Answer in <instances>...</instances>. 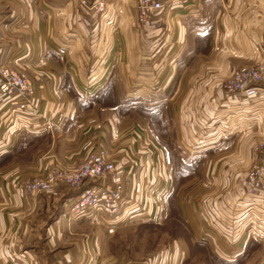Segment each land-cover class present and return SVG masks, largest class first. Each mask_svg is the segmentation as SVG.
<instances>
[{
  "label": "crops",
  "instance_id": "0c3cea01",
  "mask_svg": "<svg viewBox=\"0 0 264 264\" xmlns=\"http://www.w3.org/2000/svg\"><path fill=\"white\" fill-rule=\"evenodd\" d=\"M134 14L135 0H107L99 15L78 0H0V64L32 83L37 110L12 113L0 97V264H139L95 258L99 224L66 217L61 206L79 190L30 198L13 191L9 178L41 174L53 164L73 167L101 146L124 180L136 170L130 201L155 200L161 191L164 204L172 187L162 190L164 182L154 180V168L160 163L164 173L165 165L156 123L148 113L131 114L99 98L115 90V99H122L124 91H148L157 82L161 93L150 104L140 101L147 97L132 98L166 119L183 155L200 161L199 174H191L195 163L183 165L179 183L178 203L192 231H202L218 251L220 231L228 234V247L240 250L250 239L264 240V193H243L244 176L264 143V91L248 100L222 88L240 66L260 60L264 0H168L140 32L133 28ZM259 85L264 89V75ZM104 108L117 117L93 114ZM147 177L159 185L144 194ZM50 205L42 221V207ZM171 247V253L149 256L151 264H179L182 251Z\"/></svg>",
  "mask_w": 264,
  "mask_h": 264
},
{
  "label": "built area",
  "instance_id": "2783aa9c",
  "mask_svg": "<svg viewBox=\"0 0 264 264\" xmlns=\"http://www.w3.org/2000/svg\"><path fill=\"white\" fill-rule=\"evenodd\" d=\"M78 2L87 7L92 15L102 14L107 4V0H92L89 3L87 0H78ZM167 3L168 0H135L134 30L140 32L150 27L166 9ZM258 50L260 52L258 63L240 66L224 80L222 88L227 95H238L251 100L259 97L264 91L259 85L264 75V42ZM0 97L10 103L12 113L16 111L15 109L20 112L28 110L32 115L37 112L32 83L20 71L2 64H0ZM159 170L162 171L160 163ZM132 176L130 169L126 178ZM85 181L93 183L83 188L74 199L69 200L64 206V214L66 217L87 218L92 222L100 223L106 227L108 233H111L114 225L121 220L120 218L126 214L129 215L128 210L125 212V209L134 201H130L131 187L120 175V170L109 158L107 150L101 146L90 148L83 160L73 167L53 164L41 174L26 177L16 174L9 178V185L13 191L33 198L56 189H77ZM151 183L148 194L154 192L158 186L155 181ZM169 189L166 184L162 190L168 191ZM243 193L248 198L264 193V143L259 144L258 155L244 176ZM144 198L147 199V216H153L158 207V198L157 196L155 200L150 197ZM227 237L226 232L220 231L217 234V239L223 245L218 252L225 259H233L236 254L231 255V253L236 248L228 247L230 243ZM139 264H151V262L147 259ZM260 264H264V260Z\"/></svg>",
  "mask_w": 264,
  "mask_h": 264
},
{
  "label": "rangeland",
  "instance_id": "374dc122",
  "mask_svg": "<svg viewBox=\"0 0 264 264\" xmlns=\"http://www.w3.org/2000/svg\"><path fill=\"white\" fill-rule=\"evenodd\" d=\"M149 78L154 81L158 79V76H154V78L153 76H150ZM158 85L159 83L157 82L154 85L155 87L148 91L135 89L127 90L126 92L124 91L122 93L125 97L122 99H115V94L117 93L115 90L112 92L105 90L104 93L99 96L101 103L105 105L120 104L119 106L126 108L129 113L134 111L139 113H148L151 119L156 123L155 128L158 130L156 140L164 150L163 159L165 165L163 166L164 173H162V171L160 172L159 166L156 169L154 168V180H159V184L163 181L165 185L169 180V182H171V186L169 188L172 187V190L170 191L171 194L169 197H167L168 200L166 199L167 202L165 200L164 204L162 203L161 205V201L159 200H162L164 196L162 195L163 192L160 191L158 193L159 204L153 213V216H147L146 209L148 208V205L146 207V201L139 198V202L134 199L133 204L125 209V212L128 210L127 212L129 215L126 214L120 218L121 220L114 225V229L111 233H108L106 227L102 224L94 223L99 224L98 227H100L98 228L96 227L97 225L95 226L98 233L95 237V245L96 249H98L96 250L95 258L102 259L105 257H111L114 260L125 258L128 261L140 263L141 261L149 259V256L156 255V253H160L161 251L164 252L167 250L171 253V245L175 244L179 247V250L182 251L183 258L179 264H258V262L264 258V240L258 242L250 239L243 248L241 254L237 256V259L232 263H227L220 258V253L214 247V244L203 237L202 231L200 232L199 230L197 232L196 230V233L192 231L190 226L191 222L188 220L187 214L181 210L178 203L179 193L182 188L180 187L182 184L180 185L179 183L186 176V174L182 172L183 165L195 163L193 166V169H195H192L191 174H199L200 161L191 160V158L185 157L180 148L174 143L166 119L160 121V117L155 116V112L150 110L151 107L144 105L146 103L150 104L149 101L151 99L160 95L161 89L160 87H157ZM139 86L140 85H135L134 83L131 87L137 88ZM126 94L128 96H126ZM141 96L148 98L146 100L140 99V101L144 104H141V102H137L132 98ZM135 99L139 100V98ZM93 114H97L101 119L104 116H112L113 120L114 117H117L114 110L107 108H104V110L97 109ZM138 118L140 119V117ZM142 123L144 124L143 121ZM145 125L149 129L148 124ZM78 126L79 128H77V131L81 129L82 124L79 123ZM132 173L133 176L126 178L125 181H127V185H131L129 191L134 192L131 181H134L135 178L137 179L136 170L132 171ZM166 175L168 179L167 181ZM144 181H146V183H144L145 194L149 189H151L149 185L152 183L149 181L148 177ZM173 181H175V185H173ZM196 199L198 198L195 197L193 199V207ZM62 200L61 206L64 210L66 198H63ZM181 200L182 198H180V201ZM52 210L51 205L49 209L44 206L42 207V221L47 219V215H50ZM133 210L136 211L133 212ZM131 212L133 213L130 214ZM81 237L83 236L78 235V238ZM108 244L110 245V248L108 247ZM240 251V249L236 248L231 255H235ZM18 254L20 253H17L16 255ZM12 258L16 259L17 257L13 255Z\"/></svg>",
  "mask_w": 264,
  "mask_h": 264
},
{
  "label": "trees",
  "instance_id": "16d2710c",
  "mask_svg": "<svg viewBox=\"0 0 264 264\" xmlns=\"http://www.w3.org/2000/svg\"><path fill=\"white\" fill-rule=\"evenodd\" d=\"M90 181H85V182H83V184L79 187V188H77V189H73V190H79V192L77 193V195L82 191V189L83 188H85L86 186H88V185H90L91 183H89ZM70 190H72L71 188H70ZM171 194V192L169 193V195ZM248 240V239H247ZM249 241V240H248ZM243 250V249H242ZM242 250L240 251V252H238L236 255H235V257L233 258V259H225V258H223L222 256L220 257L221 259H223V261H225V262H227V263H232L233 261H235L236 259H237V256L239 255V254H241V252H242ZM220 256V255H219Z\"/></svg>",
  "mask_w": 264,
  "mask_h": 264
}]
</instances>
